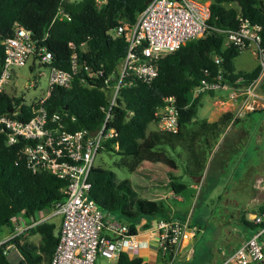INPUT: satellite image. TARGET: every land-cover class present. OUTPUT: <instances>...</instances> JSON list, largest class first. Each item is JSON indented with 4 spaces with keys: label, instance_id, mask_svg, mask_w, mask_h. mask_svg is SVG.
I'll use <instances>...</instances> for the list:
<instances>
[{
    "label": "trees",
    "instance_id": "16d2710c",
    "mask_svg": "<svg viewBox=\"0 0 264 264\" xmlns=\"http://www.w3.org/2000/svg\"><path fill=\"white\" fill-rule=\"evenodd\" d=\"M145 3L146 0H104L99 5L95 0H0V67L3 59L1 40L12 34L16 25L29 29L32 37L40 38L46 33L42 42L50 53L48 65L69 70L72 53L79 65L68 86L53 85L44 101L47 113H59L69 130L96 128L103 117L101 106L107 102L110 90L104 80L108 77V84L115 81L126 48L122 35L111 36L108 31L119 20L133 22ZM58 6L67 16L53 18ZM208 10L206 32L161 55L156 61L154 77L148 81L133 79L129 84L130 76L122 80L107 122V127L114 128L115 134L102 142L103 150L119 156L115 163L117 167L132 172L145 159L170 167H175L178 161L183 173L190 176L202 173L211 146L209 139L216 138L232 113L223 112L217 120L210 122L194 119L198 96L202 92L191 98L189 90L201 79H210L217 72L221 81L238 85L257 75V63L248 70L235 67L232 59L241 49L223 43V29L237 27V14L261 25V44L264 46V5L261 0H209ZM215 57H218L217 62ZM85 63L102 70L98 78L86 82L79 80ZM167 96H171L176 109L177 129H147L149 123H156L155 112L166 103ZM34 106V101L24 103L21 97L0 89V113L13 115L15 112L13 116L22 120L32 113ZM255 110L262 111L254 109L250 112ZM181 152L183 156H180ZM88 181V195L102 212L118 213L126 222L129 234L136 233L141 219L144 220L142 226L146 227L151 217L171 216L167 215L169 210L163 198L138 195L128 178L117 179L110 168L93 166ZM156 181L167 184L173 193H179L186 186L171 172ZM64 185L63 179L45 169L32 172L26 166L21 142L7 143L5 132L0 130V231L2 228L12 231V220L18 213L32 220L39 210L62 200ZM263 208L264 205H260L257 210ZM245 222L254 226L250 221ZM54 226L52 222L41 221L31 227L32 232L39 234L36 244L12 237L21 254L15 263H10L1 252L6 244L2 243L0 264H50L56 241ZM113 264L149 263L141 262L139 257L129 258L120 251Z\"/></svg>",
    "mask_w": 264,
    "mask_h": 264
},
{
    "label": "built area",
    "instance_id": "2783aa9c",
    "mask_svg": "<svg viewBox=\"0 0 264 264\" xmlns=\"http://www.w3.org/2000/svg\"><path fill=\"white\" fill-rule=\"evenodd\" d=\"M103 1L95 0L98 5ZM208 14L206 0H149L133 22L119 20L108 33L124 37L125 53L115 81L108 84V77L104 80L105 85L109 86V95L107 102L101 106L103 117L93 129L69 130L59 113L49 114L44 106L53 85L68 86L72 75L79 70L75 53L71 54L69 70H64L48 65L50 53L42 42L46 33L40 38L32 37L29 29L16 25L12 34L1 40L3 59L0 89H4L9 81L13 67L24 65L27 60L39 65L46 64L48 74L45 92L35 98L32 113L22 120L13 116L15 112L13 115L0 113V130L5 132L7 143L21 142L26 166L32 172L45 169L65 181L62 187L65 194L63 199L54 203L49 212H42L37 219L23 223L21 228H15L8 236L0 238V245L6 243L1 250L3 254L12 237L51 215L59 216V226L50 264H94L96 255L117 258L124 247L136 249L146 245L145 240L136 234L127 233L125 221L108 224L114 231L112 237L101 232L102 211L88 195V174L95 166L93 161L102 149L103 140L115 134L114 128L107 127V122L111 118V108L124 77L130 76L127 84L133 79L150 80L156 74V61L161 55L176 49L187 39L202 36L206 32ZM61 15L67 16V13L58 6L53 18ZM236 17L239 21L237 27L223 29V43L235 45L239 49L251 48L259 65L257 75L247 83L238 85L221 81L217 72L210 79H201L189 90L193 98L199 92L228 88L227 97L220 99L219 103L237 100L233 116L254 109H262L264 112V93L258 90L260 79L264 76L262 27L240 14ZM69 44L72 45L71 42ZM214 60L217 62L218 57ZM101 72L100 68L85 63L79 80H95ZM165 100L166 103L155 112L158 116L156 123L162 130L175 131L178 127L176 109L171 103V96ZM251 222L254 224L251 234L225 253L216 264H264V208L252 215ZM152 225L160 252L164 255L169 253L168 261L198 229L188 217H157ZM190 253L191 249H188L186 255Z\"/></svg>",
    "mask_w": 264,
    "mask_h": 264
},
{
    "label": "crops",
    "instance_id": "0c3cea01",
    "mask_svg": "<svg viewBox=\"0 0 264 264\" xmlns=\"http://www.w3.org/2000/svg\"><path fill=\"white\" fill-rule=\"evenodd\" d=\"M213 92L214 91H211L209 93L212 94ZM219 100L220 99L214 101L217 105L215 115L200 119H205L208 122L215 121L223 112L229 111L232 113L238 102L237 100H232L219 103ZM254 113H258L259 115L255 116ZM260 113H262L261 110H255L253 112H245L238 116H233L231 114L216 138L214 140L209 139L211 146L207 150L204 169L199 177L196 179L191 177V181L187 183L181 180L185 183V187L194 190L195 197H197L198 200L209 203L214 202L216 206L212 205L213 207H209L210 215L213 216V213L218 210V215L223 223L226 222L225 226L227 228H235L236 232L239 230L236 228L237 225H241L243 229L247 228V230L239 234L235 244L231 246L229 250L236 247L251 234L254 226L245 221L251 222V217L258 211V207L264 205V116L262 114L260 115ZM170 153L173 154L172 152ZM181 173H183L182 170ZM181 173L172 172V174L177 177H179ZM188 176L190 177V175ZM166 188V193L160 198H163L168 206L169 211L167 215L170 214L177 218L188 217L192 221L198 222L201 228L203 217L194 215L193 212L190 213L187 210H177L176 204L178 205L183 198L180 192L173 193L168 185H166ZM172 206L174 209H171ZM51 216L44 221L52 222L55 225L53 232L56 235L59 226V216L57 215L56 220L50 219ZM226 216L227 220L225 221ZM157 217L158 216L151 217L146 227L142 226L144 222L143 219L138 222L135 234L138 238L145 240L146 245L136 249L124 247L121 251L129 258L139 257L141 262H148L149 264H157L156 260L159 259L162 262L161 264H166L165 257L167 258L168 255H164L160 252L157 245L156 231L152 225L154 219ZM102 220L103 225L101 227V232L108 237L114 235V231L108 227V224L112 222L122 223L123 221L118 213L109 211L102 212ZM12 221L13 231L15 228H21L23 223H27L31 221V219L25 217L23 213H18ZM30 229L31 227L26 231H22L17 237L20 238V241L27 240L36 244L39 241V234L32 232ZM12 231L2 228L0 231V238L8 236ZM29 232H31V234L27 236ZM7 244H9V246L5 248L4 255L10 263H15L21 258V254L12 241V238ZM188 245L189 239L182 244L177 255L182 248H186L185 254L188 249H191V253L194 252L193 247ZM10 252L14 253L13 260H9ZM221 257L222 255L214 258L212 263L209 264H216ZM115 260L116 258L110 259L102 255H96L94 264H97L98 261H105L108 264H113Z\"/></svg>",
    "mask_w": 264,
    "mask_h": 264
},
{
    "label": "rangeland",
    "instance_id": "374dc122",
    "mask_svg": "<svg viewBox=\"0 0 264 264\" xmlns=\"http://www.w3.org/2000/svg\"><path fill=\"white\" fill-rule=\"evenodd\" d=\"M66 2H75L77 0H64ZM209 2V0H206ZM264 5V0H261ZM252 54L251 48H243L240 52L232 59L235 67L250 69L255 63H257L256 57ZM47 74L48 67L46 64L37 65V63L27 60L24 65L13 67L12 73L7 84L4 85V91L16 96L21 97L24 103H29L34 101L39 95L45 92L47 86ZM228 88L226 89H215L211 94L208 91L202 92L198 96V104L195 110L194 118L200 119L208 116L215 115L217 105L214 103L217 99H222L227 97ZM258 90L262 91L260 83L258 85ZM264 116V112L260 115ZM255 116L259 115L254 113ZM157 123L151 122L147 125L149 128H157ZM183 156V153H180ZM119 156L113 152H106L100 149L93 161L94 165H98L104 168H110L114 171L117 179L128 178L136 190L137 194L147 198H158L166 193V185L164 183H159L156 181L160 177L167 176L168 172H179L181 173L182 167L181 162H176L175 167H170V165L164 164L162 162H153L150 160H143L141 164L136 168L135 171L129 172L123 167H117L115 163L118 161ZM191 176L189 177L186 173H181L177 180L189 182L191 181ZM182 196V201L177 205V210H184L188 212H193L194 215H199L203 217L202 226L196 221L189 219L191 223L197 226V231L195 235L189 238V245L192 246L194 252L189 255L185 254V249L182 248L180 253L171 258L170 261L165 257L166 264H209L212 263L213 259L218 256H223L228 252L229 248L233 246L243 229L241 225H237L236 228L239 229L236 232L235 228L226 227V222L221 221L219 213L215 211L213 216L210 215L209 207L213 203L202 202L195 197L194 190L185 187L180 191ZM212 206V207H213ZM216 206V205H215ZM171 209H174L172 206ZM50 207L41 209V211L34 214V218L37 219L41 213L49 212ZM50 219L56 220L57 215L51 216ZM227 220V216L225 221ZM249 230V229H248ZM27 234V236H29ZM249 236V235H248ZM230 251V250H229ZM168 255V254H167ZM9 260H13L14 253H9ZM157 264L162 262L157 259ZM97 264H108L107 262L98 261Z\"/></svg>",
    "mask_w": 264,
    "mask_h": 264
},
{
    "label": "flooded vegetation",
    "instance_id": "af4514ba",
    "mask_svg": "<svg viewBox=\"0 0 264 264\" xmlns=\"http://www.w3.org/2000/svg\"><path fill=\"white\" fill-rule=\"evenodd\" d=\"M260 87L262 89V92L264 93V76L260 79Z\"/></svg>",
    "mask_w": 264,
    "mask_h": 264
},
{
    "label": "water",
    "instance_id": "95a60500",
    "mask_svg": "<svg viewBox=\"0 0 264 264\" xmlns=\"http://www.w3.org/2000/svg\"><path fill=\"white\" fill-rule=\"evenodd\" d=\"M146 1H149V0H146ZM91 132H93V131H91ZM191 177H192L193 179H196V178L199 177V175H192Z\"/></svg>",
    "mask_w": 264,
    "mask_h": 264
}]
</instances>
